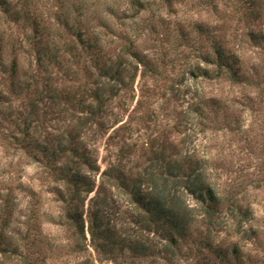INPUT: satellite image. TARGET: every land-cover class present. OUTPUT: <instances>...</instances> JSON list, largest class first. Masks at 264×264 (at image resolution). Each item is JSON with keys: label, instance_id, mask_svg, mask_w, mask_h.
Returning <instances> with one entry per match:
<instances>
[{"label": "rangeland", "instance_id": "374dc122", "mask_svg": "<svg viewBox=\"0 0 264 264\" xmlns=\"http://www.w3.org/2000/svg\"><path fill=\"white\" fill-rule=\"evenodd\" d=\"M7 4L6 14L0 10V109L7 105L2 95L12 98L11 118L20 121L33 89H45L36 106L43 125L31 136L46 145L75 114L71 100L89 101L100 88L107 108L82 137L99 172L91 173L93 190L78 199L32 146L15 144L9 136L20 134L0 113V264H264V0ZM76 30L92 42L98 36L96 47L71 52ZM30 38L57 55L47 71ZM12 58L10 77L3 68ZM12 80L31 83L30 93L22 89L16 99ZM47 80L70 101L58 97L53 105ZM158 155L201 172L217 199L209 216L207 196L202 203L198 193L184 192L190 225L168 247L163 228L140 224L128 196L100 175L114 166L134 177ZM75 207L85 240L69 219ZM100 209L107 235L124 241L121 252L89 238L86 214ZM136 241L143 252L126 248Z\"/></svg>", "mask_w": 264, "mask_h": 264}, {"label": "trees", "instance_id": "16d2710c", "mask_svg": "<svg viewBox=\"0 0 264 264\" xmlns=\"http://www.w3.org/2000/svg\"><path fill=\"white\" fill-rule=\"evenodd\" d=\"M0 10L6 14L8 12L7 0H0ZM33 33L38 34V27L34 24ZM75 36L74 43L68 44L70 51H74L78 54L85 53L87 48L96 47V41L99 37L96 36L93 43L91 38H86L84 32H73ZM29 37H27L28 39ZM29 43L31 47L36 48V60L38 65L43 66V69L47 71V61L50 63L56 62L57 55L49 53L47 55V48L36 44V40L30 38ZM4 43L3 39L0 38V61L1 53L3 51ZM79 47V49H78ZM217 58L221 66L223 65L224 55L216 50ZM45 63V66L44 64ZM16 58H12L11 62L4 67L3 71H8L10 77L16 73ZM120 66L117 65L116 74L119 72ZM6 69V70H5ZM45 82V81H44ZM35 86L37 81L33 83ZM32 85L31 83L25 84L24 87L20 82L15 83L13 80L10 82L9 91L10 94H17L16 99L24 92L30 93ZM46 91L49 90L51 103L56 105V99L59 97L55 90H51L48 86V80L45 82ZM45 91V89L43 90ZM43 91L34 88L32 93L33 96L28 98L30 102V108L25 112L20 111L19 115L21 120L12 119L11 106L13 105L12 98L2 95L7 105L4 109H0V113L5 115L6 121L10 127H14L18 130L20 136H9L14 139L15 144L22 145L27 148H31L35 154L39 156V159L46 161V164L50 168V171L57 174L58 180H66V183L70 185V191L72 198L78 199L80 195L85 192L86 197L93 190L95 180L92 178L91 173L99 172L97 166V159L92 157L91 150L82 141L84 133L91 128L92 124L97 123V116L105 111L107 108V99H104V89L96 88L90 92L91 98L89 101H85L83 98H77L71 100L70 108L76 114L72 115L67 120L66 130L57 136H52L46 145H42L38 139L31 136V133L36 130L37 126L43 125L39 119V114L36 111L38 102L43 100ZM60 100L70 101V97L67 94H63ZM4 102V101H3ZM21 102H19L20 104ZM20 110V109H19ZM18 115V117H19ZM59 123V122H58ZM56 123V124H58ZM10 129V128H9ZM10 130L7 131L9 133ZM48 138V136L46 137ZM43 141H46L45 139ZM51 144V145H50ZM33 155V154H32ZM35 157V155H33ZM163 155H158L151 160V164L145 166L136 176H126L119 168L111 166L107 170L101 172L103 176V183L110 184L113 187L119 188L129 198L130 204L134 206L136 211V218L141 223L149 227L152 223L156 226H161L164 230L166 237V246L175 245L176 235H180L183 231L187 230L190 225V214L188 212L187 205L184 199V192L198 193V197L204 203V196H207L209 203L204 207L205 214L209 216L214 210V203L216 205L217 199L215 194L205 179L202 177L201 172L195 168L187 171L184 163L173 162L171 160L164 159ZM63 159V161H62ZM155 159V161H154ZM62 162V163H61ZM58 163L61 166H58ZM102 204H106V197L101 198ZM104 207V206H103ZM104 210L100 209L97 211H89L86 214L87 217V233L90 240L103 238L105 245L96 244V247L110 246L113 244L119 245L120 252L124 247V241H115L111 235H107V227L102 223V217H104ZM211 213V214H210ZM69 215V214H68ZM71 223L76 226V230L81 235L82 239H86L85 236V221L82 217V213L75 207L73 213L69 215ZM101 219V220H100ZM143 225V224H142ZM105 229H103L104 227ZM165 227V228H164ZM105 230V231H104ZM174 235V236H173ZM131 252L144 251L146 247L143 243L135 242L131 245L126 246Z\"/></svg>", "mask_w": 264, "mask_h": 264}]
</instances>
